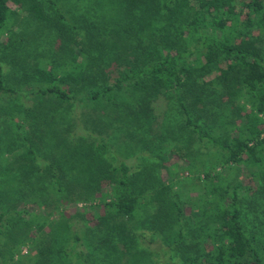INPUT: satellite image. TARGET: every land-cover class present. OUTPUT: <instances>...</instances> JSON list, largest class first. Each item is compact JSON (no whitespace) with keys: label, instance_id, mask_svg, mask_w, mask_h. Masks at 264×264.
Wrapping results in <instances>:
<instances>
[{"label":"trees","instance_id":"obj_1","mask_svg":"<svg viewBox=\"0 0 264 264\" xmlns=\"http://www.w3.org/2000/svg\"><path fill=\"white\" fill-rule=\"evenodd\" d=\"M100 1L109 4L107 10L87 8L96 19L102 13L103 23L86 25L74 18L73 0H0V94H18L5 84L7 66V72L18 73L21 85L31 83L29 94L52 96L60 104L50 114L46 109L45 117L28 111L29 120L21 123L13 119L17 114L7 111L4 116L18 133L7 129L0 134V154L11 158L0 168V220L10 212L3 206L12 200L16 223L24 231L15 241L14 223L1 222L11 262L3 259L4 264H79L68 258L74 246L67 247L71 239L77 253L88 254L80 249L84 230L96 264H158L148 258L154 250L142 241L157 238L164 241L160 248L170 259L166 264H264V242H257L241 220L240 184L217 183L205 189L190 209L189 229L182 221L184 208L177 191L157 180L149 164L128 173L124 165L102 160L92 146L103 144L96 136L87 141L68 134L65 139L59 129L66 118L59 113H69L68 107L78 100L110 101L116 91L124 90L131 101L122 115L109 124L101 117L98 121L118 132L135 123V134L126 129L134 146L152 145L143 137L153 128L151 104L161 94L168 99V112L179 116L183 138L195 135L199 143L214 148L222 165L249 160L258 151L254 161L264 183V0ZM14 26H20L18 31ZM46 40L55 41V48L36 43ZM241 93L244 101L237 104L234 96ZM95 122L97 128L96 118ZM39 125L46 126L39 131ZM44 150L51 162L36 163ZM149 158L145 155L144 161ZM210 172L203 175L209 185L220 177ZM105 182L110 197L106 201L107 193L100 194L103 212L93 225L87 223L85 211L97 203L73 215L64 213L65 200L71 205L99 200ZM24 199H38L43 214L32 211L34 215L22 220V213L31 214L25 208L17 210V200ZM55 212L58 216L51 218ZM172 226V236L165 237L162 232ZM21 246L28 247L26 254L20 253Z\"/></svg>","mask_w":264,"mask_h":264},{"label":"rangeland","instance_id":"obj_2","mask_svg":"<svg viewBox=\"0 0 264 264\" xmlns=\"http://www.w3.org/2000/svg\"><path fill=\"white\" fill-rule=\"evenodd\" d=\"M73 1L75 4L71 6V10L73 12L74 18L82 20L80 23L91 25L94 24V20H97L96 22H98L100 25L103 23L104 17L102 16V13H100L98 15V19H96L94 17V13L89 10L87 6L98 12L104 8V10H107V7L109 6L108 3L104 1V4L100 0ZM115 1H117L119 4L120 1L124 0ZM83 6H86V8ZM12 7V9L17 10L14 5H12ZM14 27L16 28V31H18L20 26ZM1 36L4 39L6 34H1ZM36 43H39V45L44 48L50 47V45L55 48V41L50 43L46 40L44 42L39 41ZM7 70L8 67L6 66L4 68V72L5 74L8 73V77L5 75V84H7L9 87H12L13 89L16 88L18 90V94L14 95L13 97L7 93L0 94V96L3 97L0 100V134L3 132V130L7 129H9V132L11 131V133L16 134L18 133L16 129L9 126L7 120L9 118L5 119L4 117L5 115L9 114L7 111H9L10 114H17L13 116V119L16 122L18 121L21 123L23 120H29L28 111L36 110L37 113L42 114L41 117H45V114L43 113H45L46 109L50 108L48 111H46L47 114H50L54 109L53 107H56L60 104H57L52 96H48L47 98H39L29 94L28 89L31 88V83L21 85L20 81L17 80L18 73L11 74V71L7 72ZM113 72L114 70H111L112 75L115 74V72ZM113 96L114 98L110 101L104 97H101L99 100H94V102L88 100H78L74 103L73 107H68L70 114L68 112L59 113L60 116L63 114L66 117L62 120V124L59 125V129L62 131V137L67 139L68 134H71L72 136H83V139L88 141L96 136L94 138L95 141L100 140L103 144L101 145L99 142H95V144H92V146L95 145L97 147L102 160L109 163L110 165H124L128 168V173L142 169L144 164H149V172H151L157 178V180L171 187L172 191H177L178 201L181 205H183L184 208L182 221L186 223L189 229H191L190 226L192 225L190 223L191 219L189 218L191 216L190 209L197 204L196 202L199 201L198 198L203 196L205 189H208L210 186H214L217 183L219 185L227 184L232 187L240 184L241 187L238 189V205L240 208L242 223H244L245 230L248 233L252 232V234L255 235L257 242H264V183L263 180L259 178V163L254 161L256 157H259L258 151H256L254 156H250L249 160L243 159V161L238 163L229 162L222 165L220 162L221 159L214 152V148L207 147L204 143H199L195 135L191 136V138H188V136L183 138V133L178 131L180 118L175 112H168V99L161 94H159L151 104L153 107V113L149 118H154L155 116V120L152 122L153 128H151L150 132L145 134L143 137L144 140L151 141L153 144H141L139 146L140 148L137 149L134 146L136 145V141L131 139L130 132L133 131L134 133H132L135 134V123H132L130 127H124V129L119 130V132L116 131V129H112V127H107L113 118L122 115L123 108L125 109L127 104H130L131 101V98L128 96V92L124 90L116 91ZM10 98L13 99L10 101ZM234 98L235 103L237 104H242L244 101L242 93L238 96H234ZM175 115L178 117L177 120ZM98 117H101L107 121L108 124L106 126H102V122L98 121ZM95 118L97 119V128H95ZM45 126L46 125H39V131L44 129ZM127 128L130 129V131H127ZM169 129H171V131H167ZM153 132L159 135L158 138H154ZM169 133L170 135L168 136ZM172 133L174 134L172 135ZM235 133L237 134V132ZM235 133H231V135H236ZM136 135L137 141L139 143V135L141 134L138 133ZM244 136H246V134ZM105 142L107 143V146L104 148L103 145ZM84 143L86 144V142ZM22 148L23 145L20 146L16 151L15 155L18 154L17 157H20L19 152L22 150ZM185 148L186 150H184ZM40 153L41 154H38L36 158V163L43 165L45 163L51 162V157L48 155L46 150ZM182 154H185V156L189 158L191 162H189L187 158L182 157ZM145 155L150 157L148 160H146V162L144 161ZM5 157H7L6 153L0 154V168L11 159H5ZM18 163L19 161L16 162V167ZM207 171H211V175L219 172V180H215L209 185V182L205 181L203 176ZM13 175L15 174L13 173ZM107 184L108 183L106 182L103 183L101 192L98 193V197H101L100 194L104 195L107 193V198L105 199L106 201H108L110 197L107 191L108 188L106 187ZM261 186H263L262 189L260 188ZM100 197L99 200L92 202L78 201L72 205L68 204L65 200L62 208L64 213L69 216L73 215L75 210H83L84 207L97 203L95 205L96 208H87L85 211L87 223L89 225H93L97 221V214L103 212V206L98 204V202H100ZM25 199L17 200L19 202V204L17 203V205H19L17 206V210L20 209L19 211H22L23 208H25L28 211H31V214L22 213V220H28L31 215H34V212L32 211L40 213L41 215L43 214L45 209L40 207L38 199L33 203L26 202ZM11 203H13V201L9 200V203H6L3 206V211L9 210L10 212L1 218L0 224L1 222L8 221V219H10L16 228V232L13 234L12 239L17 241L19 237L24 234V231L22 230L23 225L16 223V215H14L12 212L13 210H11ZM57 216V212H55L51 218H56ZM151 216H154L153 213ZM122 221L125 222L127 226H130V222L126 217H124ZM74 222L75 221L72 219L69 221L70 232L75 230L73 227ZM5 226L6 225L3 224V227ZM174 229L175 227L172 226L167 228V230L162 233H166L167 236L165 237L168 238L172 236ZM1 235L3 234H0V264H4L3 259L8 261V263H11L9 261V247L7 244H3L4 237H1ZM81 236L83 246L80 247V249L83 248L86 252H88V254L84 253V257L88 258V260H86V264H96V260H92L94 259L95 254L92 252V244L89 241L88 233H86L85 230L81 231ZM142 241L144 243V247L148 246L150 247V250H154L151 256L148 255V258L151 261H159L158 264H166L170 261V259L163 254V251L160 248L161 243H164L162 238L149 241L142 239ZM74 244L75 243H72V240L70 239L67 250H69V247L71 248L72 245L74 248L71 249L72 253H69L68 258L81 264L83 263L84 257L76 252L79 248ZM20 249V253L22 255L28 252L27 246H21ZM14 257L17 258V255Z\"/></svg>","mask_w":264,"mask_h":264}]
</instances>
